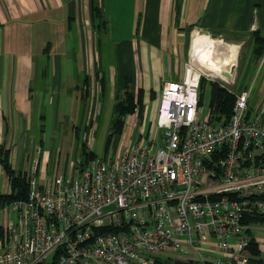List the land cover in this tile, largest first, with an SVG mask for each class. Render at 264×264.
I'll use <instances>...</instances> for the list:
<instances>
[{
    "label": "built area",
    "instance_id": "obj_1",
    "mask_svg": "<svg viewBox=\"0 0 264 264\" xmlns=\"http://www.w3.org/2000/svg\"><path fill=\"white\" fill-rule=\"evenodd\" d=\"M199 76L188 61L162 81L147 133L115 153L44 179L30 160L25 199L0 208V264H255L245 216H264V89L254 101L253 80L233 91L230 116L214 121Z\"/></svg>",
    "mask_w": 264,
    "mask_h": 264
},
{
    "label": "crops",
    "instance_id": "obj_2",
    "mask_svg": "<svg viewBox=\"0 0 264 264\" xmlns=\"http://www.w3.org/2000/svg\"><path fill=\"white\" fill-rule=\"evenodd\" d=\"M97 4L106 20L99 35L91 22L89 0H0V144L8 148L14 169L17 155L27 157L32 144L35 155L30 160L37 159L40 178L65 172L62 162L69 141H78L74 157L78 156L79 142L86 144L97 126V114L92 113L102 100L108 98L112 104L113 92L122 94L127 88L134 101L139 95L137 108L129 115L137 121L144 118L146 104L158 97L162 81L172 72L180 69L179 77L193 47L224 40L229 45L245 43L252 60L250 34L256 32L264 45V0H97ZM197 34L211 39L203 42ZM258 59L252 85L261 92L264 47ZM46 117L50 121L44 125ZM57 134L68 147L42 153V137ZM8 190L0 165V191ZM258 248L262 249L259 244Z\"/></svg>",
    "mask_w": 264,
    "mask_h": 264
},
{
    "label": "trees",
    "instance_id": "obj_3",
    "mask_svg": "<svg viewBox=\"0 0 264 264\" xmlns=\"http://www.w3.org/2000/svg\"><path fill=\"white\" fill-rule=\"evenodd\" d=\"M89 14L93 26L96 28V32L99 35L104 33L106 26V20L102 14L100 6L97 4V0H89ZM251 56L252 60H257L263 51V38L259 36L256 32L251 34ZM103 77H101L100 87L101 94L104 90V85L102 83ZM205 84L208 85V97L206 100L205 110L209 113L212 120L225 121L231 114L232 102L234 99V93L228 87L222 85L221 83L206 78L203 75L199 76L198 79V100L197 104L202 105L203 90ZM114 99L111 104L112 116L110 117L109 129L105 135V139L102 144V151L105 153L107 145L110 139L114 135L120 134L124 121L123 117L126 114L132 113L134 108L138 104L139 95L134 101V96L131 91L127 88L122 90V94L113 92ZM137 108V107H136ZM137 111V114L140 113ZM137 115V116H138ZM140 119V118H139ZM112 140V139H111ZM96 153L92 151L91 148L86 147L84 142H79V152L78 156L80 159V165L84 164L88 159L92 158ZM0 165L3 172L7 178L9 184V190L7 192L0 191V208L8 205L10 202L15 200H23L27 193V183L25 172L20 169H14L9 161V150L0 144ZM264 187V183H263ZM258 196L264 200V189L258 194ZM249 218V223H263L264 216L258 214L256 211H252L251 214L246 215ZM248 242L246 245L247 251L251 255V259L255 264H264V255H260V250L258 248V242L255 240L254 236L248 229ZM152 264H213L206 261H198L193 259H180L177 256L168 255H157L153 259Z\"/></svg>",
    "mask_w": 264,
    "mask_h": 264
},
{
    "label": "rangeland",
    "instance_id": "obj_4",
    "mask_svg": "<svg viewBox=\"0 0 264 264\" xmlns=\"http://www.w3.org/2000/svg\"><path fill=\"white\" fill-rule=\"evenodd\" d=\"M200 38L202 35L197 34ZM217 37V36H214ZM219 38V37H218ZM211 38H201L203 42H206L210 40ZM233 42V41H232ZM228 41H217L216 42H208L205 44V46H210L213 51L219 55L220 57H226L228 58L229 56V51L228 46H229ZM236 44V43H235ZM247 45L245 43L237 44V51H236V59L234 60H229L226 63H233L230 65V78L227 81L221 80V78L218 77H213L212 75L209 74V71L204 70V69H199L196 68V71L199 72V75H203L206 78L215 80L222 85L232 89L234 92H238V90L242 88H248V85L252 81V78H254L256 74L257 67L260 64L259 59L257 60H250V56L247 55ZM191 56H189L186 60V62L189 61ZM191 61V60H190ZM193 61V60H192ZM235 62V63H234ZM176 72V71H175ZM172 72L171 76L169 77L170 79H175L178 78L177 75L180 72V69L178 70V73ZM237 76V79L235 81V78ZM252 83V82H251ZM253 84V83H252ZM203 99H202V110H205L206 106V100L208 97V85L205 84L204 90H203ZM249 93L251 94V100L254 101L257 98V89L255 86H251L249 88ZM157 97V96H156ZM154 97L149 102L146 104L145 112H144V118L139 119L138 121L134 119L131 115H124V126L122 127V130L120 134H118L117 137L114 138V140L110 139L109 144L107 145V149L105 151V155H107L109 152L115 153L120 147H125L129 145L132 141L136 139V137L144 136L150 125L153 123V120L155 118V107L157 104V98ZM110 100L106 98V100H102L100 109L99 108H94V112L92 113L97 114L96 116V122L97 126L93 131L91 132V139H89V136L86 140V144L88 145V142H90L91 149L94 153L96 154H101L102 151V144L105 139L106 132L108 130L109 122H110V117L112 116V110L110 106ZM47 109V108H45ZM41 108L42 112H46V110ZM97 110V111H96ZM203 112V111H202ZM49 118L46 117V120L43 121V124L45 125L46 122H48ZM50 121V120H49ZM45 128L51 129V127H46ZM58 136H51V137H46L43 139L42 137V153L44 151H50L52 153H55L59 148L64 149V146L68 147V143H65L64 141H61V134H57ZM41 136V134H40ZM69 144L71 145L70 149L68 150V154L66 157L63 158L62 162V167L65 164V171L68 167V161L70 159L74 158V155H76L75 152V146L78 145V141L76 140H70ZM86 145V146H87ZM30 150H26L27 157L25 158H20V155H17V165L15 168L20 169V170H25L26 174L28 173V167L30 165V159L32 156L35 154L32 151V144H29ZM20 162V163H19ZM19 163V164H18ZM48 168V166H46ZM23 168V169H22ZM40 169V168H39ZM45 170V168H44ZM2 219L1 213H0V220ZM250 232L254 237H256L258 244L262 247L260 249V254H264V225L255 223L250 227Z\"/></svg>",
    "mask_w": 264,
    "mask_h": 264
},
{
    "label": "bare ground",
    "instance_id": "obj_5",
    "mask_svg": "<svg viewBox=\"0 0 264 264\" xmlns=\"http://www.w3.org/2000/svg\"><path fill=\"white\" fill-rule=\"evenodd\" d=\"M227 50L230 52L229 56L228 58H224L217 55L210 46L199 45L193 47L190 53L193 61H189V67L202 68L209 71V74L213 77H218L221 78V80L227 81L228 79H226L225 72H230V65L233 63L229 64L226 62L229 60L235 61L237 45L230 44ZM188 71L192 70L188 69Z\"/></svg>",
    "mask_w": 264,
    "mask_h": 264
},
{
    "label": "water",
    "instance_id": "obj_6",
    "mask_svg": "<svg viewBox=\"0 0 264 264\" xmlns=\"http://www.w3.org/2000/svg\"><path fill=\"white\" fill-rule=\"evenodd\" d=\"M225 76L227 77L226 79H229L230 78V72H225Z\"/></svg>",
    "mask_w": 264,
    "mask_h": 264
}]
</instances>
